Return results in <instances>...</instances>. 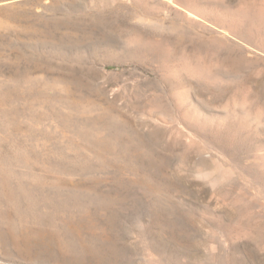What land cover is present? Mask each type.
<instances>
[{
  "label": "rangeland",
  "instance_id": "374dc122",
  "mask_svg": "<svg viewBox=\"0 0 264 264\" xmlns=\"http://www.w3.org/2000/svg\"><path fill=\"white\" fill-rule=\"evenodd\" d=\"M263 17L0 0V264H264Z\"/></svg>",
  "mask_w": 264,
  "mask_h": 264
},
{
  "label": "bare ground",
  "instance_id": "6f19581e",
  "mask_svg": "<svg viewBox=\"0 0 264 264\" xmlns=\"http://www.w3.org/2000/svg\"><path fill=\"white\" fill-rule=\"evenodd\" d=\"M245 12V11H244ZM247 14V13H246ZM248 16V15H247ZM249 17V16H248ZM250 18H251V16H250ZM249 18V19H250ZM257 18H254V20H256ZM250 23H251V21H249ZM259 22H261L262 24H264V17L263 18H260V21ZM257 24H258V21L256 22ZM255 22H254V24H256ZM259 25H260V23H259ZM257 26V25H256ZM255 26V27H256ZM258 27H261L262 28V26H258ZM264 29V28H263ZM28 250V249H27Z\"/></svg>",
  "mask_w": 264,
  "mask_h": 264
}]
</instances>
